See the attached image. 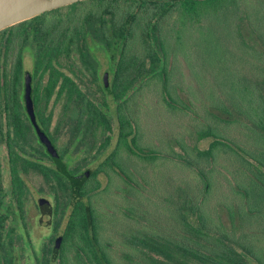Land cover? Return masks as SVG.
<instances>
[{"label":"trees","instance_id":"16d2710c","mask_svg":"<svg viewBox=\"0 0 264 264\" xmlns=\"http://www.w3.org/2000/svg\"><path fill=\"white\" fill-rule=\"evenodd\" d=\"M175 16L180 24L174 21L172 26ZM213 21L215 30L223 34L219 39L222 50L214 62L217 70L183 52L187 33L206 29ZM6 33L8 38L0 37V56L4 40L8 50L17 41L19 51L9 70L0 65V116L7 99L11 114L17 115L25 50L32 52L33 74L39 76L36 88L44 125L52 119V113H45L50 100L55 94L58 100L64 98L65 116L72 104V119H79V126L87 119L91 154L110 143L113 120L107 96L117 103L115 148L95 168L71 173L73 207L63 234L62 264H264V0H83L0 32ZM168 36L176 38V50L183 52L196 75L200 88L191 92L193 99H184L170 84ZM89 38L110 54L113 69L110 86L96 89L103 93L99 101L61 68L62 59L75 65L72 58L77 52L90 72V82L97 84L98 68ZM190 58L196 59L195 65L200 64L204 73L194 71ZM85 75L82 72L76 77L84 83ZM151 79L162 83V100L171 112L196 111L199 102L207 120L189 132L196 139L194 144L184 137L167 143L168 158L180 162L187 177L167 189L160 202L162 211L153 213L151 220L129 202L119 204L124 216L135 220L121 226L124 221L106 218L99 203H115L119 196L113 188L117 182H113V174L126 185L123 190L116 187L122 193H140L142 183L128 168L129 156L135 157L133 162L147 163L166 158L159 148L143 142L138 123V98ZM206 139L210 143L202 148L200 143ZM9 142L16 178L19 140ZM220 165L229 190L213 203ZM42 172L50 177L49 172ZM101 173L111 178L105 187ZM57 179L67 189L63 182L67 177L57 172ZM144 218L150 225L142 224ZM110 227L121 245L110 236Z\"/></svg>","mask_w":264,"mask_h":264},{"label":"rangeland","instance_id":"374dc122","mask_svg":"<svg viewBox=\"0 0 264 264\" xmlns=\"http://www.w3.org/2000/svg\"><path fill=\"white\" fill-rule=\"evenodd\" d=\"M220 17L221 16H219V18ZM214 19L216 20L217 18ZM174 21H177L178 25L180 24L178 16H175L171 19L170 25L173 26ZM208 25L209 26H207L206 29L199 30L196 33H187V44L183 52L185 54L188 53L189 55L196 57L197 60H205V63L209 67L212 66L214 67V70H217L214 62L216 57H218V55L221 53L220 51L222 50V44L219 39L223 37V34H221L222 31L220 29H218L217 31L215 30V21L211 22ZM1 36H5L6 38L8 36V33L0 34V37ZM171 38L174 37L168 36V40L170 41V47H172L168 54L167 65L168 70H170L171 72L170 84L172 86L177 87L179 94L182 95L184 99H193L191 92L200 88L198 87L199 83L196 79V75H194L193 71L189 67L187 58L184 56L183 52H180L178 49L176 50V38ZM89 40L91 41V44L94 45L92 54L96 59V64L98 68V80L96 82L97 84L90 82V72L89 70L84 68L80 60V55L77 52H74L72 58L75 62V65L70 66L71 60L62 59L63 65L61 66V68L64 69L69 75L74 76V79H76L80 84H82V87L84 89H89L91 91L90 93L92 94V96L96 97L99 101L100 96H102L103 93L101 95L98 94V92H96V89L99 86H103V76L106 72H109V81L110 83L112 82L113 69L112 63L110 61V54L105 50L103 46H95L92 39L89 38ZM8 51L9 52L7 55V64L10 68L13 62L16 61L18 58L17 56L19 46L17 44V41L11 44L10 49ZM23 56L24 68L29 71H32L34 64V57L32 52L30 50H25V52H23ZM3 60L4 56L1 55V67L3 64ZM188 60L194 61L191 62L192 65H195V63H197L198 65V62H196L195 58H190ZM197 65H195L194 71L199 70V74L201 75L202 73H204V70H201L200 64L199 67ZM74 72H76L77 74L85 72V82L82 83L81 79H78L76 77L77 74H75ZM215 72L217 73V71ZM46 80L47 76L43 79V83H45ZM162 88L163 86L161 82H159L158 80L151 79L149 81V84L144 85V90L142 91L140 98H138L136 109L138 113V123L140 125V132L142 134L143 142L147 145H152L153 147L159 148L162 151L163 156L166 155V158L162 157L158 159L156 163H147L145 161H140L139 159H137L136 162H133L135 161V157L129 156L131 161L128 168L134 173L135 178L142 183L141 192L137 193L134 190V194L126 193L125 191H123L122 193L121 190L117 189L116 187H122L123 190L126 185L120 183L118 180H115L117 176L113 174V182L117 181L113 188L116 190L119 196L115 198V203L112 201V203L110 204L109 201L107 203L103 200H100L99 202L104 210V213H106V218H109L110 216L115 218L117 217L118 219L123 220L124 224H122L121 226H126L125 222L128 220L131 221L130 224L132 225L135 223V220L126 218L122 210H120V208L117 206L119 204L126 205L129 202L128 204H132L136 207V209H138V213H147V217H149V219L154 218L153 213L158 214L162 211L163 203L160 202L165 200L163 198H165L167 189L172 183L182 182L181 180L187 177V171H185L184 168L180 167L181 163L177 160H171L168 158L169 154L167 143L171 139L173 140V138L175 137H184L185 139H187L188 143L194 144L196 139L193 136H189V132L194 129V126L207 120L205 118L204 110L200 106L199 102H196V111H188L186 113H184L183 111L171 112L165 106L162 100ZM107 99L110 104V116L113 120V130L108 132L111 137L110 143L103 151L101 150L102 152H98L97 148L93 150L92 154L89 151L90 167L92 168H95L100 162L106 159L108 154H110V152L115 148L118 140L117 123L115 118H113L117 103L113 100V96L111 95H108ZM41 109H43L42 105ZM45 113H52V119H54L55 124L60 119H71V115L68 116L67 114L65 116L64 114V98L55 101L54 96L48 103V106H46ZM66 131L67 130H64V133L60 135V142H65L68 139ZM108 133L106 132L104 134H101L100 139L96 143V147L101 144V142L105 138V135H107ZM209 143L210 140L206 139L200 143V146L202 148H206L208 147ZM1 152L3 156L6 155V150L2 145ZM124 155L127 156L126 153H124ZM92 156H95L94 160L92 159ZM225 163L226 161H224V164ZM219 169L222 173L218 174L217 184L219 186V189L214 196L213 203L216 202V200L220 197L221 194H223V192L225 193L229 190L227 180L224 177L225 170L221 165L219 166ZM109 176L110 175L104 173H101L99 175V178L102 181V187H105L106 185H108V183L111 182V178ZM5 180L9 182L10 177L8 174L5 175ZM26 180L30 185V193L28 194L29 196L27 197L24 203V210L34 212L37 211L36 205L34 203L35 199L40 193H42V191H44V193L50 196V190L43 182L41 176L35 174L27 175ZM124 197L127 199V202ZM157 203H159L160 208H156ZM15 209H17V207L15 205H12V210ZM143 209L146 211H144ZM141 221L144 225H150V221L148 219L144 218ZM108 224L112 225L109 222ZM107 231H109L110 236L121 245V239L115 234L114 229L110 227V229H108Z\"/></svg>","mask_w":264,"mask_h":264},{"label":"flooded vegetation","instance_id":"af4514ba","mask_svg":"<svg viewBox=\"0 0 264 264\" xmlns=\"http://www.w3.org/2000/svg\"><path fill=\"white\" fill-rule=\"evenodd\" d=\"M7 47L8 43L4 40L1 52L4 56L3 70H9ZM33 71L34 64L32 71L24 68L23 83L17 86V115L11 114L7 99L3 101V112L0 116V264H62L63 234L73 207V195L70 193L73 182L71 173L90 170L87 119H83L79 126V119L71 117L72 104H70L68 116L71 115V119H60L56 124L54 119H50L46 127L44 125L46 122L41 119L40 92L36 88L40 80L39 76H34ZM27 72L32 74L31 96L36 122L55 145L69 175L63 171L56 158L49 152L28 113L25 96ZM103 85H105L104 80ZM54 96L55 101H58L57 95ZM64 130H67L68 139L60 142L59 138ZM10 139L19 140V146L17 145L15 149L18 154L15 163L16 178L13 174ZM1 145L6 150L5 156L2 155ZM42 170L49 172L50 177L48 178ZM57 172L67 177L63 181L67 189H64V184H59ZM6 174L10 177L9 182L5 180ZM31 174L41 176L50 190V196L42 191L35 199L37 211L34 212L24 210V203L30 193V185L26 177ZM79 174L74 177L76 178ZM12 205H15L17 209L12 210Z\"/></svg>","mask_w":264,"mask_h":264},{"label":"water","instance_id":"95a60500","mask_svg":"<svg viewBox=\"0 0 264 264\" xmlns=\"http://www.w3.org/2000/svg\"><path fill=\"white\" fill-rule=\"evenodd\" d=\"M79 1L83 0H0V31L20 22L36 17L44 12L68 6ZM103 80L105 86L109 87V72H106L104 74ZM31 91V76L29 73H27L25 96L28 113L36 124L39 136L46 143L49 152L56 158L63 171L69 175L70 173L67 170L65 164L62 162L55 145L52 143L48 135L40 129L36 122V115Z\"/></svg>","mask_w":264,"mask_h":264}]
</instances>
